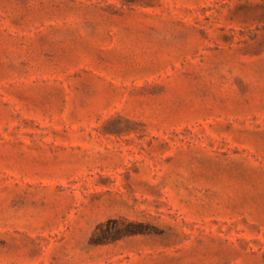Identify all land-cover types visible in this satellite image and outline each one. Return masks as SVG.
I'll return each instance as SVG.
<instances>
[{
    "label": "rangeland",
    "instance_id": "rangeland-1",
    "mask_svg": "<svg viewBox=\"0 0 264 264\" xmlns=\"http://www.w3.org/2000/svg\"><path fill=\"white\" fill-rule=\"evenodd\" d=\"M0 264H264V0H0Z\"/></svg>",
    "mask_w": 264,
    "mask_h": 264
}]
</instances>
